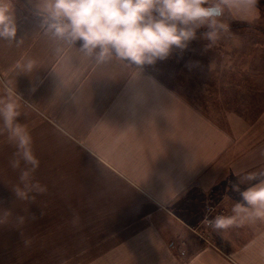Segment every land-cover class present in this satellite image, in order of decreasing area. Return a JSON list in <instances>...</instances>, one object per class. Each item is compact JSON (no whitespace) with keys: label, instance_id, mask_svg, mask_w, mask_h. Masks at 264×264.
<instances>
[{"label":"crops","instance_id":"0c3cea01","mask_svg":"<svg viewBox=\"0 0 264 264\" xmlns=\"http://www.w3.org/2000/svg\"><path fill=\"white\" fill-rule=\"evenodd\" d=\"M15 9L19 43L0 40V96L10 89L21 97L17 120L39 161L33 174L57 206L47 209L54 223L33 226L25 245L18 234L13 251L0 249V264H264L256 248L246 250L257 237L238 249L230 231L216 233L232 248L225 254L197 249L191 235L208 201L231 215L241 200L225 186L214 192L221 178L230 185L264 170V108L253 120L255 112L233 101L232 81H213L223 91L211 95L210 83L202 91L183 79L184 64L168 80L156 73L162 62L97 64L77 49L81 42L69 47L45 36L25 0ZM225 36L224 46L231 42ZM28 60L35 64L24 71ZM184 84L224 122L177 90ZM238 88L245 95V86ZM0 146L16 151L6 135ZM252 225L264 233V223Z\"/></svg>","mask_w":264,"mask_h":264},{"label":"clouds","instance_id":"9594fccd","mask_svg":"<svg viewBox=\"0 0 264 264\" xmlns=\"http://www.w3.org/2000/svg\"><path fill=\"white\" fill-rule=\"evenodd\" d=\"M18 0H0V40L19 43L15 3ZM41 17L43 34L62 45L77 48L97 64L112 60L128 67L155 66L170 57L173 49L186 50L197 39V31L206 29L200 39L207 41L210 49L231 33L224 17L243 19L257 12L258 0H25ZM76 48V47H75ZM58 52L61 48L56 49ZM35 61L22 66L31 71ZM21 97L10 89L0 96V136L6 135L14 142L16 151L10 161L13 170H20L23 187L14 190L16 198L34 202L36 195L44 194L46 186L33 181L39 166L32 152V137L25 125L18 122ZM30 167L21 168V163ZM247 182L244 190L241 184ZM230 190L241 197L233 203L231 215H216L203 223L214 232L224 234L232 228L246 224L264 223V170L243 175ZM212 209L206 208V213ZM5 217L11 215L6 210ZM43 215V214H41ZM33 219L35 217L33 216ZM23 225L24 217H18ZM5 223L0 220V225Z\"/></svg>","mask_w":264,"mask_h":264},{"label":"rangeland","instance_id":"374dc122","mask_svg":"<svg viewBox=\"0 0 264 264\" xmlns=\"http://www.w3.org/2000/svg\"><path fill=\"white\" fill-rule=\"evenodd\" d=\"M256 8L258 13L252 12L239 20H234L228 14L225 15L224 19L229 23L231 33H224L222 38H226L225 35H229V40L231 41L229 45L226 44L224 46L226 40L222 39L216 45L206 50L205 45L207 41L200 39V34L206 31V29H199L197 31V39L192 41L186 50L173 49L172 54L175 53L174 57L171 56L164 61L157 62V64L163 63L162 70L157 69L158 65L155 67L158 76L168 80L170 75L173 74L174 68H179L184 64L183 79L196 81L198 83L196 88L198 87L202 91L210 83L211 85L208 90L209 93L211 91V95L213 93L218 95V92L220 94L223 91V88L219 89V87H215L213 81L217 83V80L220 79L230 80L232 81L231 96L234 99L232 100L240 102V105L245 104L247 111L255 112L252 114V119L255 120V116L264 108V1L258 2ZM223 64H230L232 66L230 72H225L226 68H219V70L212 68V65L222 66ZM239 83L245 86L244 93L246 96L241 94L242 89L238 88ZM189 85L184 84L183 88L180 89L178 87L179 89L177 90L182 92L186 97H191L190 100L204 109L205 113L214 116V118L216 117L215 119L219 123H223V119L211 114L212 108H206L203 94H194L197 92L196 88L189 87ZM235 86L237 88H234ZM233 90L236 91L235 94H233ZM239 96L241 97L239 98ZM253 120L248 119L247 122H254ZM2 147L10 148L14 146H0V220L5 221V223L0 225V249H5L8 252L14 250L16 235H20L25 245V241L30 239L33 226L54 223L55 215H50L52 212H49L47 209L55 208L57 204L56 201L48 200L45 197L47 193L41 195H36L35 192L30 193V195L35 196L34 202L16 198L14 193L15 188L17 186L23 187V185L20 184L19 180L20 170H13L10 166V161L15 151H2ZM24 167L29 166L22 162L21 168ZM221 179L223 180V178ZM221 179L219 180L221 183L218 184L214 192H217L219 195L221 189L225 186V192L228 189L230 195L238 198L237 194H233L230 190L229 183L223 182ZM36 180L37 178L33 174V181ZM206 206L213 207L214 211L218 212L219 215L226 213L224 207L220 209L215 207L217 204L214 201H208ZM6 210L10 211L11 215L5 217L4 213ZM19 216L24 217L23 225L19 223ZM33 216L35 219H33ZM203 230L204 228L201 226L191 229L192 238L196 237L198 241L197 249L208 245L201 238L204 235ZM228 231H230L229 237L233 241L232 243L238 245L235 246L236 248L239 247L238 249H245L246 247H241L246 244L248 245L249 242L257 237V240L251 246H248L246 250L256 248L257 254L264 255V233L263 231H253L252 223L240 228H232ZM209 233L213 235V241L217 249L223 251L225 254H228L232 250L231 247H227L225 250L216 234L217 232L211 229ZM205 237L209 240L208 234H205ZM186 239L190 240L188 236H186ZM180 245L183 246L181 242ZM23 250L25 251V248ZM182 256L184 255L182 254Z\"/></svg>","mask_w":264,"mask_h":264},{"label":"built area","instance_id":"2783aa9c","mask_svg":"<svg viewBox=\"0 0 264 264\" xmlns=\"http://www.w3.org/2000/svg\"><path fill=\"white\" fill-rule=\"evenodd\" d=\"M209 207H210L212 210H211L210 212L206 213V208H209ZM206 208H205V213H204L203 220H204V218H205L206 215H207V217H208L209 220L213 219L216 215H219L218 212H215V211H214V208H213V207H211V206H207ZM203 220H202V223H201L200 226H201L202 228H204V230H203V234H204V235H202L201 238L204 239V240L208 243V245H210V246L213 247V248H216V246H215V244H214V241H213V235H211V234L209 233V231L211 230V228L208 227L205 223H203ZM200 226H199V227H200ZM205 234H208V238H209V240H207V238L205 237Z\"/></svg>","mask_w":264,"mask_h":264}]
</instances>
